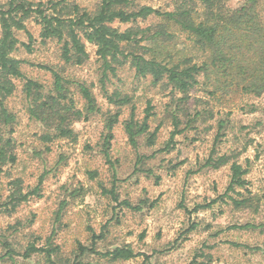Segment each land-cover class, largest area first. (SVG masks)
Returning <instances> with one entry per match:
<instances>
[{"label":"rangeland","instance_id":"rangeland-1","mask_svg":"<svg viewBox=\"0 0 264 264\" xmlns=\"http://www.w3.org/2000/svg\"><path fill=\"white\" fill-rule=\"evenodd\" d=\"M7 1L0 0L3 4ZM71 1L94 11L100 0ZM243 1L226 3L236 7ZM136 3L162 11L176 6V0ZM161 22V18L150 17L137 24L145 28ZM26 25L33 35L31 49L24 45L30 43L27 31L21 30L17 31L20 44L13 53L22 60L25 77L49 87L53 74L43 66L53 67L72 81L70 87L76 92L78 106H82V99L76 82L91 85L101 111L87 121L74 123L76 140L45 143L40 138L44 126L28 112L24 79L16 80V92L7 104L18 115L13 134L18 160L5 166L0 175V235L8 238L17 250L29 242L39 246L53 242L60 246L59 264L78 260L79 243H95L101 252L128 244L140 253L130 260L117 261L87 253L81 258L82 264H264V229L231 228L247 222L264 223V94L226 95L218 99L210 95L201 75L189 98L179 101L184 94L167 79L155 84L150 76L137 75L130 62L118 67L116 75L110 73L104 78L102 60L91 43H87L90 57L84 64H68L62 57L60 41L43 40L41 26L33 18ZM113 25L125 30L134 24L116 21ZM169 30L175 34L174 41L184 55L198 62L205 58L186 33L175 27ZM115 91L130 96L131 102L123 106L110 103L106 95ZM149 105V133H156L154 143L150 144L147 133L139 138L136 148L129 142L124 121L133 106L137 117L143 119ZM178 105L182 119L179 129L183 132L175 136L174 144L166 147ZM117 111L121 114L113 129L108 159L103 152L105 123ZM197 112L201 115L194 120ZM188 120H193L189 126ZM219 120H225L226 125L216 140ZM212 152L215 157L229 154L245 166L248 164L246 178L258 197V209L240 210L226 196L222 198L231 178L230 164L218 169L204 166ZM16 180H20L23 193L37 190L13 208L9 202L17 191ZM112 191L118 200H114ZM214 199L216 202L210 207L194 210ZM123 201L133 206L141 204L143 209L135 210ZM4 253L0 244V264H47L44 252L28 259L18 256L17 262L1 260Z\"/></svg>","mask_w":264,"mask_h":264},{"label":"trees","instance_id":"trees-1","mask_svg":"<svg viewBox=\"0 0 264 264\" xmlns=\"http://www.w3.org/2000/svg\"><path fill=\"white\" fill-rule=\"evenodd\" d=\"M263 0H244L239 6L231 7L226 0H176L173 10L162 11L150 5H139L136 0H100L94 11H89L71 0L33 2L31 0H8L0 2V175L5 166L18 160L16 142L13 136L18 115L7 104V100L17 89L16 80L24 79L23 92L28 102L30 117L40 122L45 131L40 138L45 142L56 139L76 140L78 133L74 123L79 120H89L101 111L97 97L91 85L86 82H76V91L81 95L82 106H78L75 90L70 87L72 81L53 67L43 66L53 74V83L47 87L32 78L25 77L22 71V60L13 53L18 49L20 40L17 31L26 30L29 35L31 49L33 35L27 30V20L33 18L41 26L43 40L57 39L62 43V57L68 64L82 65L90 57L87 43L97 47V55L102 60L103 76L116 75L117 68L130 62L136 74L141 77L150 76L155 84L167 79L174 89L183 93L179 101L189 98V92L200 83L202 75L204 86L208 87L211 96L222 99L226 95L264 94V10ZM150 17L161 18V23L140 27L137 23ZM134 24L121 30L114 22ZM175 27L188 35L195 47L205 53V58L198 62L192 56L184 55L177 47L175 34L170 28ZM174 43V44H173ZM110 103L126 105L131 102L130 96H122L115 91L107 93ZM181 105L173 113L174 130L166 147L175 143L174 138L183 132L179 129ZM211 115L213 111H210ZM120 111L110 114L105 123L107 130L104 138L103 152L109 159L113 129L119 121ZM190 116V113L187 114ZM201 115L197 112L194 120ZM151 105L146 109V115L139 119L132 107L130 116L125 119L124 126L132 146L139 144V138L149 133ZM193 120H188L190 125ZM216 140L222 135L226 125L225 120H219ZM155 132L149 133L150 144L154 143ZM215 152L206 160L204 166L218 169L230 164V182L222 198L226 196L238 209H258V200L249 188L246 175L248 164L234 159L233 155L223 154L215 157ZM141 157L139 158V161ZM152 172V171H150ZM17 191L11 195L13 208L28 200L36 192L23 193L20 180L14 181ZM108 192L107 190H104ZM232 192L233 194H230ZM114 200L118 196L112 191ZM143 201L142 203H144ZM216 200L208 204L197 205L208 208ZM6 203L4 205H7ZM128 207L142 210L141 204L133 206L129 201H123ZM65 203H63V206ZM2 205H0L1 208ZM195 226V225H194ZM232 229L257 230L264 229V223L247 222L232 225ZM97 237V235L95 236ZM0 244L5 248L1 260L9 259L17 262L22 256L31 258L36 253L44 252L47 264H59L60 246L48 242L39 246L29 242L22 250L14 248L13 243L0 235ZM92 246L79 243L78 260L72 264H82L81 258L87 253H94L110 260H130L140 253L131 245L117 246L113 250L101 252Z\"/></svg>","mask_w":264,"mask_h":264}]
</instances>
